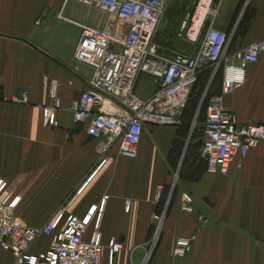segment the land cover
Here are the masks:
<instances>
[{
	"label": "crops",
	"instance_id": "obj_1",
	"mask_svg": "<svg viewBox=\"0 0 264 264\" xmlns=\"http://www.w3.org/2000/svg\"><path fill=\"white\" fill-rule=\"evenodd\" d=\"M184 2L169 0L154 39L159 55L198 50L178 36L193 8ZM225 7L213 25L227 34L229 52L264 35V0H227ZM79 25L118 39L128 33L125 21L90 2L0 0V180L7 197L19 199L15 211L23 224L39 227L60 207L89 217L87 235L98 231L103 264L110 240L122 244L112 264H264V144L251 148L240 167L235 160L226 175L208 171L200 154L201 109L220 94L222 74H204L203 90L193 94L199 100L187 105L179 125L145 124L136 157L120 155L114 145L98 167V142L71 112L93 76L92 67L73 57ZM141 82L150 84L143 94ZM154 90V78L141 74L135 94L146 98ZM223 104L239 123L264 124V52ZM180 238L189 245L176 256ZM41 239L33 256L48 246ZM12 258L0 247V264Z\"/></svg>",
	"mask_w": 264,
	"mask_h": 264
},
{
	"label": "built area",
	"instance_id": "obj_2",
	"mask_svg": "<svg viewBox=\"0 0 264 264\" xmlns=\"http://www.w3.org/2000/svg\"><path fill=\"white\" fill-rule=\"evenodd\" d=\"M77 1L93 3L128 24L124 39L79 25L81 33L73 53L76 61L93 69L92 78L73 102L71 112L73 121L85 125L87 135L98 142V167L105 163L114 145L120 155L136 157L145 124L179 125L190 91L199 73L207 68H222L220 94L208 97L205 106L200 154L207 170L226 175L235 160H239L236 165L240 167L251 148L264 144V124L239 123L236 114L223 104L225 95L245 83L247 66L264 52V35L229 52L227 34L213 25L215 0H196L178 36L199 44L198 50L194 54L173 52L166 57L158 54L154 39L169 0ZM143 73L155 80V90L146 98L134 92ZM50 96L54 108H59L54 86ZM20 101H26L25 93ZM49 114V109L43 110L44 118ZM18 201L17 197H7L0 180V247L12 254L10 264H103L104 249L98 231L87 235L89 217L79 218L60 207L41 226L29 227L15 211ZM43 237L49 240L48 246L33 256L31 249ZM188 245L189 239H178L174 254L183 256ZM121 248L118 241H109L107 264H112L114 254Z\"/></svg>",
	"mask_w": 264,
	"mask_h": 264
},
{
	"label": "rangeland",
	"instance_id": "obj_3",
	"mask_svg": "<svg viewBox=\"0 0 264 264\" xmlns=\"http://www.w3.org/2000/svg\"><path fill=\"white\" fill-rule=\"evenodd\" d=\"M183 1H185L184 3H186V5H188L189 7V9H190V7L192 6V4L194 5V2L196 1V0H183ZM222 1L223 0H215V6H216V10H217V13H216V16L218 17V15L219 16H221V12H223L224 10H225V6H226V3H227V0H225L224 1V4H223V6L221 7V3H222ZM169 7V6H168ZM168 7L166 8V9H168ZM188 8H187V10H188ZM222 8V9H221ZM173 9V8H172ZM171 9V10H172ZM184 11H185V9H184ZM250 13V12H249ZM217 75H220V73L219 74H217ZM218 77V76H217ZM206 80V79H205ZM142 83V82H141ZM148 83H142V84H140L139 86H138V93L139 94H143V93H145V89L144 88H146V86L148 87V85H149V88H150V84H148ZM205 85V84H204ZM204 85H201V83H200V85H199V83L193 88V91H192V93H191V98L193 97V94L196 92V88L199 86L200 87V90H203V88H204ZM42 239L40 238V239H38L37 241H36V243L34 244L35 246H38V245H40V243L42 242L41 241ZM35 246H33V250H37V248H35ZM31 249V251H33Z\"/></svg>",
	"mask_w": 264,
	"mask_h": 264
},
{
	"label": "trees",
	"instance_id": "obj_4",
	"mask_svg": "<svg viewBox=\"0 0 264 264\" xmlns=\"http://www.w3.org/2000/svg\"><path fill=\"white\" fill-rule=\"evenodd\" d=\"M210 70H211L210 68H207V69H204L203 71H201V72L199 73L198 78H197V81H196L195 85L192 87V89H191V91H190L189 99H188V101H187V104H186L185 107L183 108L182 113H183L184 109L187 107V105H188L190 102H191L192 104H197V102H198V100H199V95L193 96V97L191 98V93H192V91H193V88H194L198 83L201 82V81H200L201 78H202V83H204L203 78L205 79V78L207 77V76H204V74H207ZM203 72H204V73H203ZM202 73H203V74H202ZM219 73L222 74V68H219V69L217 70V74H219ZM196 94H197V93H196ZM206 102H207V100L204 101V103H203V107H202V109H201V113L204 112V114H205V106H206Z\"/></svg>",
	"mask_w": 264,
	"mask_h": 264
},
{
	"label": "water",
	"instance_id": "obj_5",
	"mask_svg": "<svg viewBox=\"0 0 264 264\" xmlns=\"http://www.w3.org/2000/svg\"><path fill=\"white\" fill-rule=\"evenodd\" d=\"M233 35H234V33H232V35L230 36V38H229V43L231 42V40H232V38H233ZM217 70H218V69H216L215 72H217ZM202 103H203V99L201 100L200 107H201ZM200 107H199V108H200Z\"/></svg>",
	"mask_w": 264,
	"mask_h": 264
}]
</instances>
